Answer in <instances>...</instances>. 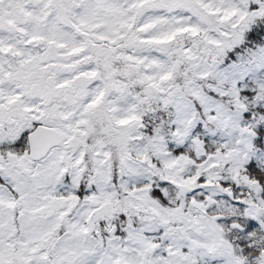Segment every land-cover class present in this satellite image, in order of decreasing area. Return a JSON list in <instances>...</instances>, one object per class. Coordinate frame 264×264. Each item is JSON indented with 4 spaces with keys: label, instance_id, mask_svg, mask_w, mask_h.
I'll use <instances>...</instances> for the list:
<instances>
[{
    "label": "snow or ice",
    "instance_id": "1",
    "mask_svg": "<svg viewBox=\"0 0 264 264\" xmlns=\"http://www.w3.org/2000/svg\"><path fill=\"white\" fill-rule=\"evenodd\" d=\"M0 264H264V0H0Z\"/></svg>",
    "mask_w": 264,
    "mask_h": 264
}]
</instances>
